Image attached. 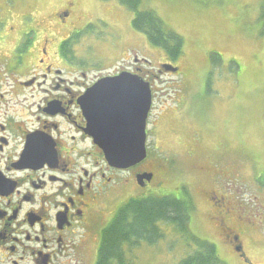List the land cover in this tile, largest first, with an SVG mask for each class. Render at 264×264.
Instances as JSON below:
<instances>
[{
    "label": "flooded vegetation",
    "instance_id": "1",
    "mask_svg": "<svg viewBox=\"0 0 264 264\" xmlns=\"http://www.w3.org/2000/svg\"><path fill=\"white\" fill-rule=\"evenodd\" d=\"M26 3L4 0L0 9V264H85L82 250L92 227L101 240L124 205L164 196L187 201L191 227L194 216H200L197 227L205 237H197L193 229L192 234L217 241L237 264H254L251 254L264 255V172L256 176V171L241 169L214 144L209 155L201 153L205 166L189 168L191 182L166 189L173 158L159 152L158 137L154 144L150 139L165 111L178 113L166 105L151 121L159 99L156 84L170 74L163 66L171 63L160 65L159 76L147 71L146 60L131 48L132 54L127 49L128 54L114 59L115 65L103 67L100 60L112 57L115 47L102 57L96 52L92 59L98 66H87L81 40L74 41L85 30L84 18L79 22L73 17L76 3L59 10L52 6L48 10L53 12L17 13ZM122 73L149 82L152 90L147 157L125 169L107 162L90 134L86 113L90 90ZM195 153L192 149L190 161L198 159ZM213 158L221 165L213 166ZM110 186L115 209L99 230V201ZM96 252L90 264H97Z\"/></svg>",
    "mask_w": 264,
    "mask_h": 264
},
{
    "label": "rangeland",
    "instance_id": "2",
    "mask_svg": "<svg viewBox=\"0 0 264 264\" xmlns=\"http://www.w3.org/2000/svg\"><path fill=\"white\" fill-rule=\"evenodd\" d=\"M25 1L27 7L18 9L17 13L36 9L47 13L52 6L59 10L68 2L76 3L73 17L79 22L84 18L85 30L74 41L81 40L87 66H98V61L92 59L96 52L102 57L116 47L112 57L100 60L103 67L115 65V60L129 53L127 49L132 54L131 48H135L139 59L146 60L149 72L159 75L163 63L179 69L178 75H161V82L156 84L159 99L151 117L153 121L166 105L178 112L165 111L150 139L154 144L158 137L159 152L173 158L171 179L165 185L167 190L191 182L189 168L205 166L207 162L201 153L209 155L214 144L225 159L237 162L241 169L256 171V176L264 172V0ZM137 1L140 2L138 11L154 12L169 31L183 39L182 55L176 60L170 59L162 48L152 46L142 33L132 31L136 17L133 7ZM3 3L0 0V9ZM183 97L185 105L180 100ZM192 149L198 153V159L190 161ZM169 156L166 160H171ZM211 164L221 165L216 158ZM200 189L198 185L197 191ZM103 192L98 206L100 213L94 220L97 226L100 224L99 230L110 220L116 204L110 200L115 194L111 186ZM194 217L192 227L188 218V231L192 234L193 229V234L204 238L198 229L201 217ZM158 227L159 239L154 244L140 241L136 246L123 245L125 264H178L192 250L190 236L180 233L176 225L159 224ZM95 228L92 227L90 235L86 234L82 250L85 264L95 261L100 245ZM211 242L217 246L223 261L237 264L228 251L223 248L220 251L217 241L218 244ZM250 258L254 264H264L262 252L253 253Z\"/></svg>",
    "mask_w": 264,
    "mask_h": 264
},
{
    "label": "trees",
    "instance_id": "3",
    "mask_svg": "<svg viewBox=\"0 0 264 264\" xmlns=\"http://www.w3.org/2000/svg\"><path fill=\"white\" fill-rule=\"evenodd\" d=\"M139 4V1L134 3L136 17L133 27L145 35L152 46L162 48L170 59L176 60L182 55L183 39L169 31L154 12H137ZM188 205L185 200L171 196L131 201L124 205L103 232L97 264H125L123 245L136 246L140 241L154 244L159 239V224H174L180 233L190 236L188 239L193 248L178 264H227L220 258L214 244L189 233Z\"/></svg>",
    "mask_w": 264,
    "mask_h": 264
},
{
    "label": "water",
    "instance_id": "4",
    "mask_svg": "<svg viewBox=\"0 0 264 264\" xmlns=\"http://www.w3.org/2000/svg\"><path fill=\"white\" fill-rule=\"evenodd\" d=\"M167 73L179 69L163 66ZM122 73L107 78L90 90L86 107L90 134L104 152L107 162L119 169L137 165L147 157L146 129L152 106L149 82Z\"/></svg>",
    "mask_w": 264,
    "mask_h": 264
}]
</instances>
